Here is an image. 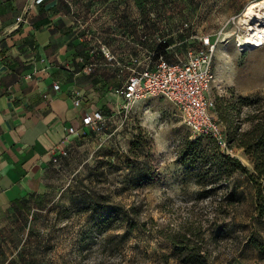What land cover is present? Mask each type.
I'll return each instance as SVG.
<instances>
[{
  "label": "rangeland",
  "instance_id": "obj_1",
  "mask_svg": "<svg viewBox=\"0 0 264 264\" xmlns=\"http://www.w3.org/2000/svg\"><path fill=\"white\" fill-rule=\"evenodd\" d=\"M258 10L264 15V7ZM241 13L202 31L217 39L214 114L218 118L227 103L235 106L227 108L229 133L253 107L237 110L241 96L258 98L264 107V44L240 46L250 32L238 23ZM106 115L102 129L71 136L67 155L47 170L19 223L0 225V264H183L169 255L168 235L187 226L208 264H264V251L248 242L264 235L248 176L236 171L206 192L197 180L202 166L181 161L186 140L212 144L209 135L193 134L160 95L140 98L126 114ZM226 152L251 169L241 148ZM95 197L120 206L110 213L111 226H120L103 222L105 205H93Z\"/></svg>",
  "mask_w": 264,
  "mask_h": 264
},
{
  "label": "crops",
  "instance_id": "obj_2",
  "mask_svg": "<svg viewBox=\"0 0 264 264\" xmlns=\"http://www.w3.org/2000/svg\"><path fill=\"white\" fill-rule=\"evenodd\" d=\"M250 1L0 0V225L29 211L67 126L116 111L115 89L154 61L161 40L169 60L185 58L202 31L228 24Z\"/></svg>",
  "mask_w": 264,
  "mask_h": 264
},
{
  "label": "built area",
  "instance_id": "obj_3",
  "mask_svg": "<svg viewBox=\"0 0 264 264\" xmlns=\"http://www.w3.org/2000/svg\"><path fill=\"white\" fill-rule=\"evenodd\" d=\"M43 1L33 0L36 4ZM199 40L200 45L189 48L185 58L171 61L162 53L153 51L154 61L140 69L133 68L115 89L123 98L116 112L126 114L131 105L140 98L151 95L163 96L175 105L193 134H209L217 140L221 149L229 151L223 125L214 114V98L210 94L214 81L213 54L217 39L205 34L199 36ZM101 50L106 56H110L105 46H101ZM90 68L88 66V69ZM58 86V83L53 84L54 88ZM79 101L80 97L76 96L75 104ZM109 116L100 109L85 113L80 118V128L100 130ZM79 130L72 124L67 126V141L55 147L52 152L51 163L53 165L59 162L61 156L68 153L69 139L73 135H78Z\"/></svg>",
  "mask_w": 264,
  "mask_h": 264
},
{
  "label": "trees",
  "instance_id": "obj_4",
  "mask_svg": "<svg viewBox=\"0 0 264 264\" xmlns=\"http://www.w3.org/2000/svg\"><path fill=\"white\" fill-rule=\"evenodd\" d=\"M161 43H166V41ZM160 44L154 51L162 53L165 56V49L160 47ZM214 102L216 107L215 98ZM231 104L227 103L223 110L219 111L218 120L223 125L227 146L241 148L247 160L250 162L251 169L238 156L231 155L221 149L217 140L209 134L206 135H209L213 139L214 143L212 144L203 145L200 142V138L186 140L182 145L181 161L187 164L199 163L202 166L198 172L197 180L202 184V190L206 192L215 188L216 185L219 186L221 181L227 182L230 176L236 171L247 175L255 188L256 217L262 221V229L264 232V107L262 103H259L258 98L241 96L239 106L236 108L237 110L240 109L241 105L248 107L253 105L242 119L243 123L248 122L249 127L241 130L243 125H236L231 133H229L225 123L229 120L227 108L229 106L235 108ZM66 155L61 156L60 159ZM93 205L100 207V205L103 206L105 203L100 202V199L95 197ZM119 208L120 206H117V204L111 206L106 203L105 207L100 210V212H107L103 222H107L109 227H118L121 225L120 222L112 226L110 224V213L117 211ZM135 224L136 221L132 220L129 226H134ZM195 235V230L191 226L174 231L168 235L172 244V252L169 255L183 264H208L206 254L202 251L201 245L197 241H194L193 236ZM196 240H202V236L196 238ZM248 242L257 250L264 251V235L263 237L253 235L249 237ZM165 256L167 257L168 255Z\"/></svg>",
  "mask_w": 264,
  "mask_h": 264
},
{
  "label": "bare ground",
  "instance_id": "obj_5",
  "mask_svg": "<svg viewBox=\"0 0 264 264\" xmlns=\"http://www.w3.org/2000/svg\"><path fill=\"white\" fill-rule=\"evenodd\" d=\"M262 7H264V0L253 1L244 8L239 16L238 23L245 24L250 31L243 41L245 45H241L239 42L240 46H262L264 44L262 42L264 41V15L258 10Z\"/></svg>",
  "mask_w": 264,
  "mask_h": 264
}]
</instances>
